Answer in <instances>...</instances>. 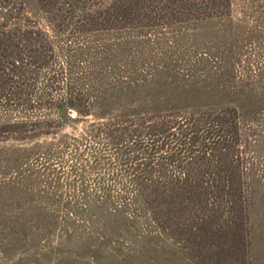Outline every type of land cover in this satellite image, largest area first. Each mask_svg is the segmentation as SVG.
<instances>
[{
    "label": "trees",
    "instance_id": "16d2710c",
    "mask_svg": "<svg viewBox=\"0 0 264 264\" xmlns=\"http://www.w3.org/2000/svg\"><path fill=\"white\" fill-rule=\"evenodd\" d=\"M255 186L264 0H0V264H258Z\"/></svg>",
    "mask_w": 264,
    "mask_h": 264
},
{
    "label": "rangeland",
    "instance_id": "374dc122",
    "mask_svg": "<svg viewBox=\"0 0 264 264\" xmlns=\"http://www.w3.org/2000/svg\"><path fill=\"white\" fill-rule=\"evenodd\" d=\"M71 112L74 114V110ZM250 217L253 224L250 252L258 264H264V198L261 196V189L258 186H255L253 191ZM167 249L171 248L168 246L164 250V253L160 252L158 254L160 258L155 259V264H192L182 256L179 250L172 252H169V250L166 252ZM163 255L165 256V260H163Z\"/></svg>",
    "mask_w": 264,
    "mask_h": 264
},
{
    "label": "water",
    "instance_id": "95a60500",
    "mask_svg": "<svg viewBox=\"0 0 264 264\" xmlns=\"http://www.w3.org/2000/svg\"><path fill=\"white\" fill-rule=\"evenodd\" d=\"M75 113V112H74Z\"/></svg>",
    "mask_w": 264,
    "mask_h": 264
}]
</instances>
